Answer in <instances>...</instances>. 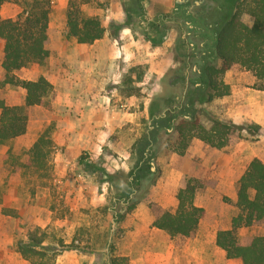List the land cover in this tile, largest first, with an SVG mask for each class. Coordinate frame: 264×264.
Masks as SVG:
<instances>
[{
  "label": "crops",
  "instance_id": "obj_1",
  "mask_svg": "<svg viewBox=\"0 0 264 264\" xmlns=\"http://www.w3.org/2000/svg\"><path fill=\"white\" fill-rule=\"evenodd\" d=\"M178 1L186 0H144L145 9L148 8L146 15L138 20L137 28L126 26L115 40L105 34L103 39L89 45L87 56L82 54L76 61L72 58L76 51L85 50L82 47L88 45L78 44V48L71 49L64 46L57 50L47 47L49 57L43 65H32L30 70L26 67L15 72L21 80L35 81L45 77L54 86L56 96L53 99V120L56 127L52 136L57 152L53 162L56 166H71L77 162L82 152L89 153L90 157H97L108 147L114 152L127 153L126 140L132 135L129 130H136L129 124L135 123L141 112L137 108L139 98L136 95L125 96L118 93L120 81L116 75L120 69L124 71L142 65L148 74L155 76V86L164 84L165 75H169L180 64L175 59L176 45L182 44L187 36L186 31H180L170 17ZM243 20L249 26L253 23L248 15H244ZM113 21L123 22V16L119 14ZM151 40L158 44L154 45ZM194 45L195 43L191 44ZM3 58L4 42L0 40V79L4 73L1 68ZM255 80L250 71H227L223 75V81L229 86L230 92L215 98L209 108L214 115L234 123L256 122L261 127L259 140H242L236 142V145L230 142L218 149L193 138L184 156L173 152L170 156L159 158L162 176L153 185L149 200L141 202L133 210L135 221L123 224L126 231L116 246L118 256L129 258L130 264H243L226 257L225 252L216 244V235L220 230L231 229L233 218L240 212L236 205L237 183L247 170L250 159L257 157L264 162V91L252 87ZM143 83L136 79L133 82L134 85ZM20 89L23 95L21 101L4 98L1 95L3 89L0 91V98L8 105L25 107L26 92L23 88ZM33 107L36 106L26 108ZM255 108L260 109L258 115H254ZM202 124L207 129L211 127L204 122ZM119 133L123 135L121 141L113 138ZM39 136L40 131L33 133L27 126L25 134L10 140L9 145H1L0 183L9 175V168H13L6 163L8 151L30 150ZM136 138L129 142L130 146ZM242 157L247 162L240 163ZM15 175L17 174H13V178ZM185 176L211 181L213 186L204 185L194 198L195 206L206 211L196 233L191 238L172 239L165 231L153 226L155 219L149 204L156 203L174 213L178 207V199L173 187L177 183L179 186ZM167 182L173 186L168 187L165 184ZM19 192L18 186L10 187L8 193L15 203H3L0 210L3 206L20 209V206L15 205L18 203ZM225 198H228V202ZM26 210L35 216L34 212L38 211V207H23V212ZM35 221L42 228L48 227L51 222L49 219L41 221L36 217ZM245 228L248 227L240 230ZM106 252L107 263L110 264L109 249ZM63 259L65 256L59 255L54 264H62ZM0 264L32 263L14 253L8 260H0Z\"/></svg>",
  "mask_w": 264,
  "mask_h": 264
},
{
  "label": "trees",
  "instance_id": "obj_2",
  "mask_svg": "<svg viewBox=\"0 0 264 264\" xmlns=\"http://www.w3.org/2000/svg\"><path fill=\"white\" fill-rule=\"evenodd\" d=\"M143 1L131 0L127 11L139 19L144 17ZM197 1L199 5L196 6ZM9 2L19 3L20 0H0V13L2 6ZM26 5L16 17L2 18L0 14V40L4 42L1 64L4 73L0 79V91L6 85L19 86L26 92L25 107H32L53 100L56 96L54 86L45 77L35 81L21 80L15 72L32 65H43L48 59L52 0H29ZM244 15L253 19L251 26L243 20ZM170 17L180 31L187 33L185 41L178 43L175 50L176 56L180 54L183 60L181 67L174 71L181 75L175 82H169L173 88L181 84V93L152 100L149 107L150 127L135 144L137 162L129 173L122 174L128 181L115 184L125 196L131 195L138 183L154 174L151 160L162 133H174L173 152L179 156L185 155L193 138L221 149L229 145L233 137L242 139L245 138L244 133L252 137L261 133L257 124H237L217 115L210 116L212 125L207 129L200 120L197 106L229 94L230 88L224 83L223 75L230 70L250 71L256 79L254 88L264 91V0L178 1ZM67 30L68 38H74L83 45L103 39L107 32L102 20L85 15L77 0H69ZM188 36H192L195 42H189ZM152 43L158 44L157 41ZM193 43L195 45L191 46ZM0 110L1 146L26 133L28 116L24 107L8 105L1 98ZM47 136L46 133L41 135L29 150L34 159L47 155L49 150L43 154L44 146L52 147L53 141ZM204 185L213 186V182L183 177L176 193L178 207L174 213L150 203L155 219L153 226L165 231L172 239L191 238L206 213L204 208L194 204L196 193ZM236 205L240 212L233 218L232 228L218 231L216 244L228 259L243 264H264V236H256L246 244L238 241L240 228L264 221V162L257 157L250 159L247 170L237 183ZM32 242L40 245L43 240L33 238ZM48 250L46 247L43 251L37 250L22 241L17 246V251L26 260L39 257V260H31L32 264H47L44 258ZM108 255L110 264H130L129 258L116 254L114 240Z\"/></svg>",
  "mask_w": 264,
  "mask_h": 264
},
{
  "label": "rangeland",
  "instance_id": "obj_3",
  "mask_svg": "<svg viewBox=\"0 0 264 264\" xmlns=\"http://www.w3.org/2000/svg\"><path fill=\"white\" fill-rule=\"evenodd\" d=\"M27 1L29 0L4 4L1 9L2 18H13L22 13L27 6ZM77 1L85 15L96 16L102 20L107 30L106 35L111 40L117 39V34L125 30L126 26L132 28L139 26V18L127 11L131 0ZM68 6L69 0H52L47 42L50 50H57L64 46L67 49L79 47L76 39L67 37ZM119 14L123 16V22L113 21V18ZM187 38L189 42H195L192 36ZM82 48L85 50L76 51V54H73L72 58L75 61L82 54L87 56L89 45ZM175 59L180 62L178 69L183 59L180 54ZM217 64L219 65V62ZM31 67L29 66L28 70ZM174 70L169 75H165L164 84L161 86L159 84L160 87L154 85L156 84L155 76L148 74L142 65L130 67L124 71L120 69L117 73L116 77L120 81L117 88L118 93L125 96L136 95L139 98L137 108L139 113L141 112L139 119L129 124L136 130L127 129L132 134L126 140V144L128 142L125 146L127 153L114 152L106 146L108 149H103L97 157H90L89 153L82 152L77 162L71 166H56L53 163L57 153L54 142L52 147L50 145L43 147V154L48 150L49 152L45 157L42 155L38 159H34L29 150L13 151L10 149L8 151L6 163L13 168H9V175L4 177V181L0 183V207L8 201L11 202L9 204L15 203L10 198L8 189L18 186L20 192L18 203L15 205L20 206V209L3 206L0 210V260H8L14 253L21 255L17 251V246L22 241L26 245L34 246L37 250L43 251L44 247L48 248L47 257L44 258L47 264H54L59 255L65 256L62 264H108L106 250L109 249L113 240L114 246H117L126 231L122 227L123 224L135 221L132 215L133 210L141 202L149 200L153 185L162 176V165L159 163V158L170 156L175 148H173L174 133H162L158 144L154 147V159L151 160L154 174L138 183L134 192L129 196L123 195L121 189L115 187V184L128 181V178H124L122 174L129 173L137 162L135 144L150 127L149 107L152 100L159 96L167 98L181 93V84L175 88L169 85L170 81L175 82L181 75ZM135 79L144 83L134 85ZM255 83L256 80L252 84L253 88ZM1 95L15 102L23 98L19 86H5ZM210 105L211 103H204L198 107L201 122L208 126L212 125L210 116H214L210 111ZM24 108L28 116V130L33 133L40 131L38 139L46 133L47 137L53 141L52 134L56 127V122L53 120V100H47L42 105L31 109ZM259 112L260 109H254V115H258ZM239 124L251 123L243 121ZM260 136L261 133L256 137L244 133L245 138L239 139L236 136L230 142L233 145L242 140L254 142L259 140ZM122 137L123 135L119 133L113 138L121 141ZM135 137H137L136 141L130 146L129 142ZM10 143L9 141L5 145ZM1 148L2 146L0 150ZM239 161L243 164L247 162V159L242 157ZM13 174H17L14 178L20 180L19 183L16 182L17 180L12 181ZM185 177L189 178V176ZM129 180L131 181V177ZM165 184L173 186L168 182ZM177 187L178 183L173 187L176 192ZM224 200L228 202V198ZM31 205L38 207V211L34 212L35 216L30 214L29 210L23 212V207ZM35 217L41 221L49 219L51 222L48 227L42 228L36 224ZM261 235H264V221L256 222L251 227L242 230L239 229L238 241L246 244L254 237ZM33 238H41L43 243L35 245L32 242ZM116 254L118 255L117 249ZM31 260H39V257L34 256L29 262Z\"/></svg>",
  "mask_w": 264,
  "mask_h": 264
}]
</instances>
